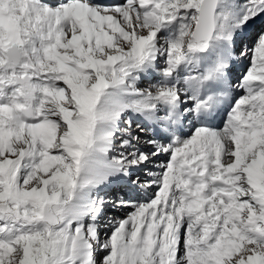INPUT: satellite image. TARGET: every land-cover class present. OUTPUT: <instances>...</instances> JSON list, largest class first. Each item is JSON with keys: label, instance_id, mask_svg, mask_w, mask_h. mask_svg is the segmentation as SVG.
I'll return each mask as SVG.
<instances>
[{"label": "snow or ice", "instance_id": "snow-or-ice-1", "mask_svg": "<svg viewBox=\"0 0 264 264\" xmlns=\"http://www.w3.org/2000/svg\"><path fill=\"white\" fill-rule=\"evenodd\" d=\"M0 264H264V0H0Z\"/></svg>", "mask_w": 264, "mask_h": 264}, {"label": "rangeland", "instance_id": "rangeland-1", "mask_svg": "<svg viewBox=\"0 0 264 264\" xmlns=\"http://www.w3.org/2000/svg\"><path fill=\"white\" fill-rule=\"evenodd\" d=\"M136 127V126H134ZM113 210V209H112ZM115 212H118V211H112L111 213L113 214V216H117V217H120V213H115ZM122 217V216H121Z\"/></svg>", "mask_w": 264, "mask_h": 264}, {"label": "bare ground", "instance_id": "bare-ground-1", "mask_svg": "<svg viewBox=\"0 0 264 264\" xmlns=\"http://www.w3.org/2000/svg\"><path fill=\"white\" fill-rule=\"evenodd\" d=\"M109 218H111V217L109 216ZM116 218H118V217H116Z\"/></svg>", "mask_w": 264, "mask_h": 264}]
</instances>
